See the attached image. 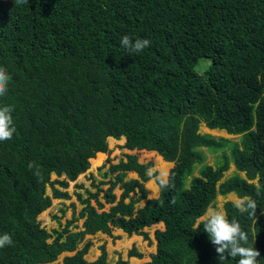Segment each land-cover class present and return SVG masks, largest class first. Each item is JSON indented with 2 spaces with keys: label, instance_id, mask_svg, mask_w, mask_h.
<instances>
[{
  "label": "trees",
  "instance_id": "obj_1",
  "mask_svg": "<svg viewBox=\"0 0 264 264\" xmlns=\"http://www.w3.org/2000/svg\"><path fill=\"white\" fill-rule=\"evenodd\" d=\"M125 34L151 44L129 52L120 43ZM0 67L11 76L0 105L14 106L16 129L0 142V234L13 241L0 248V264H51L65 253L62 264H130L110 260L104 245L89 261L92 243L79 245L113 229L152 245L144 230L160 224L156 250L140 264H220L196 225L218 195L230 194L257 202L253 217L232 201L223 207L264 264V0H0ZM202 123L240 139L207 137ZM110 140L173 163L169 186L156 178L159 195L148 198L154 162L129 153L99 182L106 190L92 184L76 194L78 215L64 226L56 216L60 227L44 228L39 216L52 200L69 199V183L108 152ZM228 143L230 158L204 165L187 185L204 160L200 149ZM231 160L245 177L222 181ZM129 172L138 179L125 181ZM128 257L143 255L133 247Z\"/></svg>",
  "mask_w": 264,
  "mask_h": 264
},
{
  "label": "rangeland",
  "instance_id": "obj_2",
  "mask_svg": "<svg viewBox=\"0 0 264 264\" xmlns=\"http://www.w3.org/2000/svg\"><path fill=\"white\" fill-rule=\"evenodd\" d=\"M190 68H191V65L188 71L192 72L190 71ZM189 72L187 74H189ZM199 132L207 137H215L218 140L223 139V140H228L229 142L231 141L232 144L234 142H238L240 139V136H230L225 131L210 130L205 126L204 123L200 125ZM124 144H125V140H121V141L110 140L108 143V152L103 153L104 156L101 159H99L96 155L95 158L90 160L91 165H90L89 170L85 174L79 176L76 182L69 183V187L66 189V192H68L69 194V199L62 200V201L52 200L51 206L39 216L38 219L40 220L41 225L44 228H46L49 231L59 228L60 226L54 218L56 216H57V219L60 221V224L64 226L69 220H72L74 213L78 215L81 209V206L77 201L76 194L77 193L81 194L83 191H85L88 188L95 190L92 184H99V182L101 181L109 180V177H104V174L107 172L110 165L116 164L120 160H126V155L129 153L138 155V160L140 163H146L151 160L154 162L153 168L150 169L149 171V174H152L153 177L151 178L150 181L146 183L145 186L148 192V198L158 197L159 188L156 183V178H160L163 172H167L169 175V172L174 164L165 162L162 159V157L158 156L155 152H147V151L130 152L127 149L123 148ZM230 145L231 144L228 143L223 148L216 149V150L208 149V148H201L200 151L202 152L204 160L202 163L195 165L193 174L189 177L187 181V185L190 183V180L192 177L199 175L200 169L204 165H210V166L216 167L217 164L222 162L223 154L227 155L230 158ZM101 166H103V168ZM237 175H241L243 178L245 177V174L240 173L236 169L233 161L231 160L230 168L225 173L224 179L222 181H224L225 179L237 176ZM112 178L114 177L112 176ZM54 179L55 177L53 176L52 180ZM131 179H138V177L135 173L129 172L127 176L125 177V181L131 180ZM81 184L84 186V188L82 189L79 188ZM99 187L102 188L103 190H106L108 188V185L99 184ZM47 193L48 194L51 193L50 188L47 189ZM113 193L116 195V201L119 200L122 194V189L120 188V186H117L114 189ZM102 195L103 193L101 194V196ZM135 195L136 193L134 192L131 193V196H135ZM237 198L238 197L235 194H230L228 196L218 195L214 205H212L211 207H216L218 209L222 208L224 210L223 206L227 201L233 202ZM147 200L148 199L141 201V203L138 206L139 207L143 206ZM109 207L110 205L105 204L104 210H108ZM62 211H64V214H62ZM82 223H83V220L82 219L79 220L77 222L78 227L81 226ZM78 227L76 231L81 229L80 227L79 228ZM163 229H164V226L160 224V225H156V226H153L151 228H147L144 230L145 232L149 234L152 240V245H149L148 242L144 241L142 237H139L136 235L133 237H127L121 230L113 229L111 236H108L102 233H98L94 236H87L84 242L81 245H79V248H82L86 241H90L92 243L89 253L86 256V259L89 261H94L100 256L101 254L100 247L104 245L106 247L108 258L110 260L116 261L118 258H122L124 260H127L130 264H140L143 262H148L150 260V255L156 250V240L154 239V233L156 230H163ZM133 247H135L138 251H140V253H142L143 255L142 259L128 257V252ZM65 254H62L56 262L51 263V264H62V260ZM72 254L73 253H70V254L67 253V255H72Z\"/></svg>",
  "mask_w": 264,
  "mask_h": 264
},
{
  "label": "clouds",
  "instance_id": "obj_3",
  "mask_svg": "<svg viewBox=\"0 0 264 264\" xmlns=\"http://www.w3.org/2000/svg\"><path fill=\"white\" fill-rule=\"evenodd\" d=\"M28 2L29 0H15V5H24ZM120 43L121 47L129 52L140 53L150 46L151 41L149 39H133L130 35L125 34L122 36ZM10 80L9 73L3 67H0V97L7 94ZM13 111L14 106L12 105H0V142L12 139L16 131L13 122ZM33 167L34 165L30 163L29 168L32 169ZM35 175L37 177L41 176L38 169ZM167 177L168 173L163 172L159 178V185L162 188L169 186ZM171 203L175 204V199ZM232 203L241 215L256 216L257 202L251 197L243 196L235 199ZM201 225H203V231L209 235L211 243L216 246L217 258L220 264H230L232 260H235L236 264H260V261L257 260L260 252L255 247L247 246V231L242 229L237 219L231 218L230 220L222 208L209 207L204 215L199 218L196 225L197 230L200 229ZM12 242L10 234H0V248L11 245ZM229 257H231V261Z\"/></svg>",
  "mask_w": 264,
  "mask_h": 264
}]
</instances>
